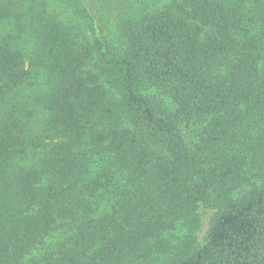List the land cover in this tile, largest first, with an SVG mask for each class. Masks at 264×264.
Returning a JSON list of instances; mask_svg holds the SVG:
<instances>
[{
	"label": "trees",
	"instance_id": "1",
	"mask_svg": "<svg viewBox=\"0 0 264 264\" xmlns=\"http://www.w3.org/2000/svg\"><path fill=\"white\" fill-rule=\"evenodd\" d=\"M23 1L0 0V264H264V0L109 29Z\"/></svg>",
	"mask_w": 264,
	"mask_h": 264
},
{
	"label": "rangeland",
	"instance_id": "2",
	"mask_svg": "<svg viewBox=\"0 0 264 264\" xmlns=\"http://www.w3.org/2000/svg\"><path fill=\"white\" fill-rule=\"evenodd\" d=\"M40 2V0H36ZM111 2L99 0H90L89 5H93V3L97 4L95 9L93 8L90 10L92 15L95 16V25L101 26L103 23L100 21V18L103 19L104 25L109 27L113 26L114 23L120 19L126 18H134L139 14L149 12L153 9H167L168 7L172 6L175 0H119L118 2ZM23 2L28 3L29 0H24ZM129 3V4H128ZM49 12H52L54 8H58L56 2L52 0H48ZM99 10L100 12L97 14L96 11ZM102 13V14H101ZM91 18V17H90ZM59 20L66 25H69L71 28L75 26H79L82 31L88 36L90 34L89 30L86 29V24L84 20L79 19L78 17L74 16L70 10H63L60 14ZM111 32V31H109ZM103 34H108V31L103 32ZM183 137L185 142L190 146L191 142L193 141V132L189 129H186L182 126L181 128ZM202 215V222L201 228L199 230L198 237L201 238L203 236L206 228H207V218L209 216V211H201Z\"/></svg>",
	"mask_w": 264,
	"mask_h": 264
}]
</instances>
